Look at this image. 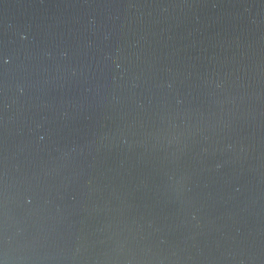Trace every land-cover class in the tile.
Returning a JSON list of instances; mask_svg holds the SVG:
<instances>
[{"label": "water", "instance_id": "1", "mask_svg": "<svg viewBox=\"0 0 264 264\" xmlns=\"http://www.w3.org/2000/svg\"><path fill=\"white\" fill-rule=\"evenodd\" d=\"M5 211L34 264H264V0H0Z\"/></svg>", "mask_w": 264, "mask_h": 264}, {"label": "clouds", "instance_id": "2", "mask_svg": "<svg viewBox=\"0 0 264 264\" xmlns=\"http://www.w3.org/2000/svg\"><path fill=\"white\" fill-rule=\"evenodd\" d=\"M7 206V196H5V207ZM39 259L30 255H10L8 247V219L7 211L4 215V237H3V249L0 252V264H34V261Z\"/></svg>", "mask_w": 264, "mask_h": 264}]
</instances>
